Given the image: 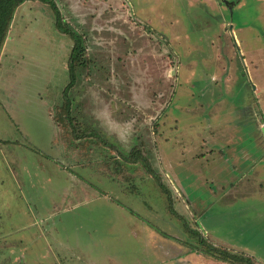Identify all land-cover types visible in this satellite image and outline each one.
I'll return each mask as SVG.
<instances>
[{
	"label": "rangeland",
	"instance_id": "obj_1",
	"mask_svg": "<svg viewBox=\"0 0 264 264\" xmlns=\"http://www.w3.org/2000/svg\"><path fill=\"white\" fill-rule=\"evenodd\" d=\"M53 1L17 10L0 57V264H187L223 240L264 264V0ZM199 148L177 179L167 155Z\"/></svg>",
	"mask_w": 264,
	"mask_h": 264
},
{
	"label": "crops",
	"instance_id": "obj_2",
	"mask_svg": "<svg viewBox=\"0 0 264 264\" xmlns=\"http://www.w3.org/2000/svg\"><path fill=\"white\" fill-rule=\"evenodd\" d=\"M101 1H102L101 3L105 2V0H101ZM84 2H86V0H83V2H81V3L83 4ZM105 3H106L105 7L109 8L110 4L108 2H105ZM110 3H114L115 5H117L116 7L119 9V6H120L119 0H110ZM101 5H103V4H101ZM237 42H239V44H241L238 39H237ZM254 66L258 67V65H254ZM223 69L225 70V72H222L223 73L222 75L225 76V79H224L223 83L226 85V88H230L231 80H230V77H228L230 73L226 72L227 71L226 67H223ZM258 73L259 72L255 71V77H254L255 79H256V76H257ZM174 74H175V72H174ZM259 79L261 80V77H259ZM258 83H257L256 87H254V89H253L254 93H256V94H257V92H259V90H260L259 88L261 87L260 81ZM62 123H65V127H66L65 133L66 134L68 132L72 131V130H70V131L67 130L66 121L65 122L62 121ZM116 126L119 127V124L117 122H116ZM69 134H72V132L69 133ZM80 137H81V135H80ZM223 137L225 138L224 135H223ZM228 139H229L228 142L223 147L224 149L226 147L228 148V149H226V151L228 152V155L226 154L227 152H225V151L222 152V150H221L222 158H224L225 154H226V156H228L229 159H228V161H227V159H225V163L226 164H232L231 166L233 167V170L235 172L240 173L241 182L248 181L247 183L250 186H252L250 180L247 179L246 176H247L248 172H250V171L252 172V170H254L255 164L258 163V162L254 163V160H253L254 152L253 151H248L246 149H242L241 147L236 148L235 145L238 143V140H239L238 136H236V135L228 136ZM220 140H221L220 137H215L214 136L212 143H214V145L215 144H219L221 142ZM217 146H219V145H217ZM203 151H200V148H199L197 151H194V153L190 152V155H191L190 159L193 160L192 163H194V165H190V166H187L185 160L176 159L174 151L167 155V160L169 159L168 166H170V169L176 175L177 179L181 180V178L179 177V172L180 171L200 172V169L197 168V167L200 166V165H203L202 162H200L201 159L199 158V157L203 158V156H202L203 155ZM211 152H212L211 156H209V157L211 158L212 161H208V165H213V164L216 163L215 157L213 156L215 153L212 150H211ZM196 159H198V160H196ZM261 161H264V157L261 158ZM194 166H197V167H194ZM118 170H119V175L121 176V173H122L121 171L123 169H118ZM258 173H261V172L258 171ZM262 173H264V172H262ZM202 177H206V176H204V175L198 176V180H201ZM73 178H74V176H73ZM149 178L151 179L152 175L149 176ZM205 180L208 181V179H205ZM263 181L264 180L262 179L261 182H263ZM241 182L239 184L243 185L244 183H241ZM226 184L230 185L232 187L234 186L233 189H235V187H236V184L233 183L232 180L229 183H226ZM262 184H264V183H261L260 187L263 186ZM84 186L87 187L91 192L94 191L93 188L88 187L86 185H84ZM179 191L183 193V190L180 189ZM51 229L54 232H57V237L53 238V243H54V245H57V247H56L57 250L61 249V250H64L66 252H69V254H71L70 251H72V250L74 251V249L72 248V246H71V244H70V242L68 240H64L62 235H58V226H57V224H56L55 227H52ZM212 244H213V247H215V248H218V249H221V250H225V251H228V252H231V253H234V254H241L243 256L249 257L248 253H246V251H244L245 250L244 246L237 245V244L233 243L232 241L223 240L222 241V245H221V243H218V242L214 241ZM32 248H35V247L32 246ZM181 251H182V253H185V254L187 253V256H184V259L187 261V264H195L196 260H198V262H197L198 264H229L227 262H224L222 260H218V259L206 254V248L205 247H202V248L198 247L196 249H193V248L189 247V248H184ZM57 253H59V251H57ZM73 254L75 255V253H73ZM55 264H59V263L56 262Z\"/></svg>",
	"mask_w": 264,
	"mask_h": 264
},
{
	"label": "trees",
	"instance_id": "obj_3",
	"mask_svg": "<svg viewBox=\"0 0 264 264\" xmlns=\"http://www.w3.org/2000/svg\"><path fill=\"white\" fill-rule=\"evenodd\" d=\"M44 2L47 4H50L54 10L57 11L56 4L53 0H0V57L2 54V50L5 46V43L8 38V34L10 31V27L12 24V21L16 15L17 10L25 3V2ZM57 17H56V26L57 28L64 32L70 34L74 41H75V46L72 52V57H71V62L69 63L70 67V73L73 80L76 77V71L74 72V67L77 66L79 63L78 60L80 59V56L83 54L85 48H83V44L81 43V39H79L78 34L75 32H67L63 28L60 27V14L56 12ZM73 82V81H72ZM71 82V83H72ZM70 86L68 85L67 88L64 90V92H67V89ZM61 107L57 108V112L55 114L58 116L59 121H66L67 126L69 127V122H72V119L70 117H65L61 113ZM60 111V112H58ZM262 114V113H261ZM262 118L264 119V115H262ZM69 131V129L67 128ZM122 169V168H121ZM203 247H205L203 245ZM206 248V254L218 259L222 260L224 262H227L229 264H256L254 263L249 257L243 256L241 254H234L225 250H221L218 248H215L213 246L211 247H205Z\"/></svg>",
	"mask_w": 264,
	"mask_h": 264
},
{
	"label": "water",
	"instance_id": "obj_4",
	"mask_svg": "<svg viewBox=\"0 0 264 264\" xmlns=\"http://www.w3.org/2000/svg\"><path fill=\"white\" fill-rule=\"evenodd\" d=\"M228 5H230L231 3L227 2ZM230 9H232V6H230Z\"/></svg>",
	"mask_w": 264,
	"mask_h": 264
}]
</instances>
